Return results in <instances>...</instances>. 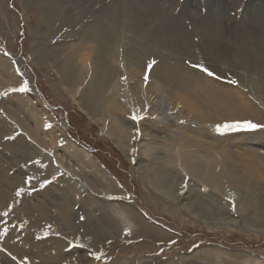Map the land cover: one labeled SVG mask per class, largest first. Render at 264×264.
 <instances>
[{"label": "rangeland", "instance_id": "1", "mask_svg": "<svg viewBox=\"0 0 264 264\" xmlns=\"http://www.w3.org/2000/svg\"><path fill=\"white\" fill-rule=\"evenodd\" d=\"M185 1L135 0L133 6L137 12L132 11L128 23L122 21L109 30L108 35L114 44L111 51L112 64L116 57L115 66L125 69L133 50L143 65L139 79L145 84L148 80L153 81L150 80L152 70L163 63L170 64L169 78L173 70L185 72L192 77L191 95L185 97L190 107L180 109L176 106L173 117L182 122L181 127H190L194 126V120L192 116L185 117L187 111L191 115L194 110L205 111L207 125L215 126V136L209 135L205 140L215 149L225 151L223 156L212 149L213 161L221 162L231 171L237 186L243 191L260 192L264 190V173L256 168L250 158L253 157L254 148L264 156V148H260L264 147V127L223 133L216 128L218 125L245 121L264 126V24L259 28V33L252 35L255 27L251 29L249 23L241 21L252 7H261L264 11V0H225L226 5H230L228 16L221 19L217 38L212 34L208 40L203 28L208 23L207 20L211 21L207 9L209 0H199L198 8L191 4L193 0H188V3ZM24 2L25 0H0V130L4 132L7 128L21 138L15 150L18 154L16 162L11 161L8 155L3 156L10 152L4 146L14 145L8 144L9 141L0 142V148L4 150L0 152V159L10 164L9 176L17 174L20 181L25 182L21 185V190L28 196L26 202L29 206L35 204V201H45L47 206H64L59 188L53 185L59 184L63 175L74 177L71 180L78 182L80 196H77V203L74 205V219L80 226V245L77 247L80 249V256L70 257L69 264H243L249 258L264 264L263 232H254L243 224L225 225L217 221L225 219L227 213L232 214V219L237 218L239 223L244 221L245 225H250L252 221L249 217L240 215L235 205L219 194L215 193V196L211 190L203 193L188 177L180 174L164 175L162 170L167 166L162 164L158 174L163 176L166 184L170 180L167 185L176 197V204L189 206L203 215L212 216L217 213L220 216L217 220L207 222L205 219H196L185 211L176 214L173 207H170L171 204L163 209L166 204L162 197L158 192H153L134 170L137 161L144 158L134 147L135 140L129 141L130 150L127 151L114 144L108 131L111 116H107L106 110L104 112L100 109L97 101L82 98L81 88L85 87L91 75L87 76L79 89L65 81L64 63L74 49L78 45L80 48L94 49L92 42L85 41L86 32L97 22L102 23L107 30L111 26L106 18L109 13L117 10L118 4L129 5L132 2L87 0L80 8L72 10L69 24L58 29L57 24L46 23V13L39 0H31L29 8L24 7ZM158 4L162 6L161 11L157 9ZM146 11L152 14L150 19L144 18ZM154 13L156 18H153ZM181 14L184 17L188 15L187 20H183L182 29L189 28L191 19L199 21V25L194 24L195 31L190 33L189 41L185 38L174 41L171 23H176L174 18ZM188 43L191 44L186 47ZM152 61L155 63L148 69ZM18 64L19 72L26 73L31 78V84L17 71ZM199 66L208 69L213 75L201 71ZM146 74L147 82L144 79ZM169 78H165V82ZM25 83L27 91L12 90ZM91 83L95 84L94 80H90L89 84ZM159 91V98L171 104L167 91L161 87ZM31 97L40 104H33L36 110L40 107L45 111V115L41 117L42 123L30 111L28 99ZM120 98L121 102L123 97ZM151 98L159 101L156 93ZM235 105L241 113L239 117L228 112L229 107ZM124 113L130 124L129 129H135L131 126V121L132 124L134 121ZM121 118L118 119L123 120ZM153 122L157 127L152 128L154 131L151 134L158 141H163V135L155 133L160 125L154 120ZM53 133L60 135L57 141L54 140ZM86 154L93 165L85 158ZM157 155L161 158L164 156L161 151ZM20 164L38 167L40 185L31 179L30 172L18 169L22 168ZM48 167L53 170L50 171ZM43 172L47 173V177ZM28 184L32 186L28 187ZM16 191H13L14 196ZM107 203L112 206H130L134 214L128 213L129 217L139 214L140 218L133 223L134 230L127 234L111 233L101 218ZM17 206L20 205L17 203ZM141 221L148 225V229L160 232L158 236L136 234L135 229L139 230ZM60 223L61 221L58 224ZM39 226L47 229L44 221H40ZM14 228L23 237L22 227L18 225ZM81 234H90L95 239L94 245L81 242ZM70 247L72 248L71 243L68 248ZM210 251L212 253L208 256L206 252ZM93 253L99 255L100 259H96ZM214 253H220L219 259L212 255Z\"/></svg>", "mask_w": 264, "mask_h": 264}, {"label": "bare ground", "instance_id": "2", "mask_svg": "<svg viewBox=\"0 0 264 264\" xmlns=\"http://www.w3.org/2000/svg\"><path fill=\"white\" fill-rule=\"evenodd\" d=\"M39 1L43 5L44 12L46 13V23L49 25L57 24L56 29H58V27L69 24V14L72 13L74 8H80L81 4L84 5L87 0ZM130 1L132 4L129 5L118 4L117 10L109 13L108 17H106L111 25L110 28L106 30L105 27L102 26V23L97 22L91 27L90 31L86 32L84 37L85 41H88V43L92 42L94 44V49H85V47L80 48V45L74 49L64 63L65 81L73 88L79 89L85 82L87 76L91 75L90 80H94L95 84H89V80L85 87L81 88L82 98L91 102L97 101L100 109L104 112L106 110L107 116H111L110 128L108 131L114 144L124 151H127V149L130 150L128 146L129 141L132 139L135 140L134 147L144 158L143 160L137 161L134 170L142 176L143 180L153 192H158L162 197V200H164L163 203L166 204L164 205L166 207H163V209H167V204H171L170 207H173L176 214L185 211L188 215L200 220L205 219L207 222L209 220H217L216 218L220 216L216 215L217 213L212 216L203 215L193 210V208L190 209L189 206L176 204V197L173 192H171V188L167 185L170 180L166 184L163 176L158 174L160 171L159 167H161L162 164L167 166V168L164 167L165 169L162 170V172L164 171V175L172 176V174H180L188 177L191 182L195 183L198 189L203 190V193L211 190L214 195L217 193L222 196V198L224 197L223 199L230 200L235 205V208L238 209L239 214L245 216V218L249 217L252 222L251 224L249 223L250 225H245L244 221L239 223L237 218L232 219V214L227 215V213L225 219L222 218L217 221L225 225L228 223L232 225L243 224V226L248 227L254 232L264 233V190L260 192L243 191L237 186L232 172L227 170L221 162L218 163L216 161L215 163L213 161L214 156L212 149L215 148L205 140V137L209 135L215 136V126L213 125L214 127H212V124L207 125L208 118L205 111L194 110L192 115L187 111L185 117L192 116L194 120V126L190 127H181L180 125L182 122H179L176 120V117H173L175 116L173 109L176 106L180 107V109L190 107V103L186 98L191 95L192 89L190 84L192 83V77L187 76L185 72L173 70L169 78L168 67L170 64L163 63L152 70L150 80L153 81L148 80L147 84H145L139 79L141 72L140 68L143 65L140 62L139 56H135L136 53L134 54L133 50L130 52L131 59H128L129 65L132 67L128 65L125 69L118 68L115 66L116 57L112 64L111 51L113 49L112 45L114 44L113 39L109 37L108 33L110 32L109 30L120 25L122 21L127 24L133 10L137 12L133 6L135 0ZM30 2L31 0H25L24 7L29 8L31 6ZM160 2H162V0H160ZM185 2L188 3V0ZM198 3L199 0H193L191 2L196 8L199 6ZM159 4L157 9L161 11L162 6ZM229 7L230 5L228 4L227 6L225 0H216L215 2L214 0L208 1V16L211 21L209 22L207 20L208 23H206L203 28V33L207 35V40L212 34L216 35V33H218L220 21L223 17L228 16ZM190 14L191 12H189V15ZM197 14H199V12ZM151 17L152 14L148 11L144 13V18L150 19ZM187 17L188 15L184 17L183 14H181L179 17L174 18L176 19V23H174V21L171 23L175 34L174 41L179 38H185L189 41L190 33L195 31L194 24L199 23V21L196 22L195 19L189 21V28H181L184 24L183 20H187ZM263 17L264 11L261 7H252L250 13L241 21L249 23L251 29L255 27L251 32V34L253 33L252 35H255L259 33V28L264 24ZM153 18H156L155 13L153 14ZM132 28L134 29V27ZM189 44L191 43L185 46L189 47ZM126 52L129 51L127 50ZM106 54L109 55L107 56ZM145 68H147V66H145ZM16 69L19 72V64L18 66L16 65ZM165 78H169V81L165 82ZM160 87L167 91L170 97L169 101L172 102L171 104H169L167 100L164 101L165 99L159 98ZM153 93L157 94L159 101H155L154 98H151ZM120 97H123L121 102ZM28 102L33 116L42 123L41 117L45 115L44 109L39 107L38 110H36L34 105L39 103L36 102L34 97L28 99ZM174 102L176 105H174ZM124 112L134 121V124H132L131 121V126L135 129H129L130 124L126 121ZM228 112L230 115L235 114L238 117L240 116L239 114H241L239 110H237L236 105L230 106ZM134 113L135 115H133ZM121 116L123 118H121ZM133 117H139V119H133ZM153 120L156 124L160 125V127L155 130V133L162 134L163 141H158L159 139L151 134L154 131H152V128L157 127L154 126ZM198 125L199 128L197 127ZM5 129L7 131L1 132L0 130V142L9 141L7 142L8 144L11 143L14 145L13 147H7L8 145H5L4 148H8L10 152L8 154L4 153L3 156L8 155L11 157V161L16 162V155L18 154L15 150L16 147L19 146V140H21V138L9 129ZM21 130L26 131L25 128H21ZM53 135L55 141L58 140L57 138H60L58 133H53ZM136 135L139 136L136 137ZM191 136L193 138H191ZM29 137L33 138L30 135ZM214 139L218 140L217 137H214ZM260 148L263 149L264 147ZM0 150V152L4 151L1 148ZM158 151L163 153V158L157 155ZM215 152H219L224 156L225 151L215 149ZM253 152V157H251L250 160L259 171L261 170L264 173V156L261 155L256 148H254ZM88 157L89 155L86 154L85 158L93 165ZM20 166L22 168L18 169L21 171L24 169L30 172L31 179L33 181L36 180L40 185L39 179L41 180V178L39 177L38 179L40 171L37 169L38 167L36 165L32 166L31 164L26 167L27 165L20 164ZM10 167L8 162L0 159V264H15V261H17L18 264H69L70 257L80 256V249H77L78 245H80V226H78V222L74 219L76 215L74 214V205L77 203V196H80V186L77 187V185H79L78 182L71 180L74 177L69 178V176L66 177L63 175L59 184L53 185L55 188H59L63 197L64 206H47V204L44 203L45 201L43 203L35 201V204L29 206L26 202L28 196H25L21 190V185L25 184V182H23V180L20 181L19 175L17 174L13 177L9 176L8 171L11 170ZM48 169L50 171L53 170L49 167ZM17 172L18 171H16V173ZM35 174H37V176ZM43 174L47 177L46 172H43ZM24 186L26 187V185ZM27 186L30 187L32 185L28 184ZM14 190H17V193L19 192L21 199H19L20 196L17 195V193L15 194L16 196H14ZM25 190L27 191L26 188ZM22 199H24V201H19ZM212 199L211 201H213ZM17 203L20 206H17ZM163 203H160L161 207ZM208 204L210 205V202ZM104 206V213H101V218L106 222L107 228L111 233L113 232L115 235H119V233L127 234L128 231L134 230V220H138L140 216L137 214L132 215L133 218L129 217L128 213L134 214L130 206H112L108 203ZM40 221L45 222L47 229L39 226ZM59 221H61L60 224H58ZM141 222L142 225L139 230L135 229V231H137L136 234H153L155 237L158 236L160 232L157 231V233L152 229H148V225L143 223V221ZM18 225L23 229V237H21L20 232L18 233L14 228ZM238 229L243 230L242 227H238ZM81 237V242L84 244L89 246L94 245L95 239L91 237L90 234H81ZM69 243L72 244V248H68ZM211 251L206 252V254L209 256L212 253ZM212 255H214L215 258L217 257L216 259H219L220 253H214ZM211 257L213 258V256ZM248 262L259 264L258 261L250 258L248 261H243V264H249Z\"/></svg>", "mask_w": 264, "mask_h": 264}, {"label": "snow or ice", "instance_id": "3", "mask_svg": "<svg viewBox=\"0 0 264 264\" xmlns=\"http://www.w3.org/2000/svg\"><path fill=\"white\" fill-rule=\"evenodd\" d=\"M155 63V61H152L151 63H149L148 65V69H151L153 64ZM200 67V70L201 71H204L206 72L208 75H213L212 72L208 71V69L206 68H203L202 66H199ZM145 81L147 82L148 80V76L147 74L145 75L144 77ZM232 83H235V81H232ZM13 91H19V92H25L27 91V84H22L19 88L17 89H12ZM133 119H139V117H133ZM259 127H264L262 125H258V124H255V123H252V122H248V121H245V122H242V123H230V124H223V125H218L216 130L218 132H225V131H238V130H255ZM43 186V185H41ZM17 195H19V192L17 193ZM93 255L95 256L96 259H100V256L99 255H96L95 253H93Z\"/></svg>", "mask_w": 264, "mask_h": 264}, {"label": "water", "instance_id": "4", "mask_svg": "<svg viewBox=\"0 0 264 264\" xmlns=\"http://www.w3.org/2000/svg\"><path fill=\"white\" fill-rule=\"evenodd\" d=\"M20 73H21L22 77L27 80V82H29L30 84L32 83L31 78L29 76H27L26 73H24L22 71Z\"/></svg>", "mask_w": 264, "mask_h": 264}]
</instances>
